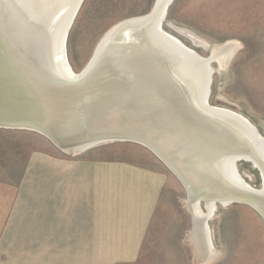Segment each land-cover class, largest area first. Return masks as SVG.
<instances>
[{"label": "bare ground", "instance_id": "6f19581e", "mask_svg": "<svg viewBox=\"0 0 264 264\" xmlns=\"http://www.w3.org/2000/svg\"><path fill=\"white\" fill-rule=\"evenodd\" d=\"M70 2L0 0V118L13 117L10 123L33 124L54 135H69L61 137L60 146L76 152L101 141H86L78 133L62 131L57 120L63 115L61 111L70 105L65 99L72 97L75 110L81 104L91 105L82 117L83 122L85 115L89 120L84 123L89 127L87 132L120 131L135 135L136 140L148 144L188 188L190 199H186V205L194 224L190 240L195 244L198 262H209L215 256V248L210 245L205 219L214 214L218 205L211 196L226 205L231 197L247 195V190L258 193L264 203V186L259 192L251 190L252 186L240 176L234 163L236 158L251 159L261 170L264 185L263 139L257 127L236 112L205 103L207 80L213 71L208 59L213 57L219 66H224L238 43L227 41L215 45L209 51L211 55L203 57L162 27L159 29L155 21L122 26L102 44L97 57L99 62L92 66L89 78L84 77V82L79 84V89L84 91L74 89L78 92L75 95V92H63L60 86L63 82L56 80L58 74L69 77L74 74L65 64L66 36L62 31ZM184 33L195 44L209 47L194 34ZM16 53L25 55L24 59L33 63V70L25 60L16 62L12 57ZM98 86L105 90L101 95H94H98L95 102L92 95L98 91ZM30 87L37 91L36 96L30 105L24 106L19 98H25L26 93L18 95L14 90L26 91ZM173 93L179 99L176 103L171 101ZM150 100L152 105L148 106ZM192 110L212 123L214 130L202 129L191 117L187 118ZM205 141L210 144L206 145ZM239 144L248 149L247 153L240 151ZM220 153L225 157L218 158ZM193 196L204 198V209ZM203 238L207 239V245L203 244Z\"/></svg>", "mask_w": 264, "mask_h": 264}, {"label": "rangeland", "instance_id": "374dc122", "mask_svg": "<svg viewBox=\"0 0 264 264\" xmlns=\"http://www.w3.org/2000/svg\"><path fill=\"white\" fill-rule=\"evenodd\" d=\"M154 1L83 0L66 38V59L73 73H80L88 64L107 30L124 19L147 14ZM161 27L203 57H209L215 45L238 43L224 66L211 62L208 103L243 116L264 137V0H173ZM184 32L194 34L209 47L195 44ZM35 151L69 154L39 133L0 128V179L18 181L29 154ZM91 151L158 170L165 176L141 253L131 264H203L198 262L190 240L192 216L176 175L137 143L110 142L78 156H89ZM237 170L250 186L260 188L259 172L249 162L239 161ZM200 205L204 209L203 202ZM207 223L215 256L204 264H264V223L249 206L218 204Z\"/></svg>", "mask_w": 264, "mask_h": 264}, {"label": "crops", "instance_id": "0c3cea01", "mask_svg": "<svg viewBox=\"0 0 264 264\" xmlns=\"http://www.w3.org/2000/svg\"><path fill=\"white\" fill-rule=\"evenodd\" d=\"M91 154L35 151L18 181L0 179V264L138 259L165 176Z\"/></svg>", "mask_w": 264, "mask_h": 264}, {"label": "water", "instance_id": "95a60500", "mask_svg": "<svg viewBox=\"0 0 264 264\" xmlns=\"http://www.w3.org/2000/svg\"><path fill=\"white\" fill-rule=\"evenodd\" d=\"M172 1L173 0H155L154 1V4L152 6V9L147 14L142 15V16L127 18V19H124V20L116 23L115 25H113L102 36V38L100 39L99 43L97 44V46H96V48L94 50V53H93L91 59L89 60L88 64L84 67V69L82 71H80V73L73 74L72 77H69L67 75H64L63 73H61V74H58L57 73L58 76H57V79L56 80H60L64 84V85H60L62 87V91L64 92L66 90L65 92H70L72 94H74V92H75V95L78 94V92L74 91V89H79V84L81 82H84L83 78L86 77V76H87L86 78H89V76H90L89 75V72L93 69L94 66L97 65L96 63L99 62L98 61L99 58H97V57L99 55V51H100V48L102 47V44L105 41L107 42L108 39L112 35H114L122 26L123 27L124 26H130V25H137L138 26V25H141V24H144V23L147 24L149 22L151 23V22L155 21V23L157 24L158 28L160 29L161 28V23L164 20L165 15H166V12H167V8L171 4ZM82 2H83V0H71L70 4L68 6V11H67L66 17H65V23H64V26L62 28V31L65 33L66 38H67L68 32L70 30V27L72 25V22H73V20H74V18L76 16L78 10L80 9V7L82 5ZM64 43H65V39H64ZM64 55H65V64L68 67V69L71 70V68H70V66L68 64V61L66 59V52H65V50H64ZM24 56L25 55H21V54H18V53L12 55L13 59H16L17 60L16 62H18V59H20L21 61L22 60H25L24 59ZM7 60L9 62L11 59L8 58ZM213 60H215L213 57H211L210 59H208L209 63L212 62ZM25 61L32 68L33 63L31 61H29V60H25ZM16 62H15V64H16ZM12 64H14V62H12ZM32 70H33V68H32ZM32 70H31V72H33L35 74V72L32 71ZM212 74H213V71L210 74V78H208V80H207V85H206V90H205V103L206 104H208V98H209V93H210V85H211V81H212V78H211ZM30 75H32V74H30ZM114 75L115 74H113V76ZM58 77H59V79H58ZM102 87H103V85H102ZM79 90L81 91L82 89H79ZM97 90L98 91H96L92 95V98H94L95 102L98 101V97L97 96L103 94V92H104L105 89L104 90H101L100 89V86H98L97 87ZM140 90H143V88H140ZM14 91L18 95H22L21 94L22 92H24V94L26 93L24 95L25 98H22V97L19 98L20 100H22L24 102V106L30 105V101L34 98V95H35L34 93L37 92V91H32L31 90V87L28 90H26V91L19 90V88H17ZM82 91H84V90H82ZM95 94H98V95L97 96H94ZM69 96H71V95L69 94ZM172 96H173V98H172L171 101H173L174 103H176V100H179V99L176 97V94L175 93H173ZM72 99H73L72 97H70V100L68 98L65 99L66 103L67 104H70V105H68L66 109H63V111H61V113L63 115L57 120V123H60L62 125L61 128H62V131L64 133H68V134H77L78 133V134H80V138H84V140H86V141H92V142H95V141H98V140L101 141V142L98 141L99 143H97L96 145L85 146V147L81 148L80 150H78L76 152H72V151L66 150V149H64V148L61 147L62 145L60 146V144H62L61 137L68 138L67 136H69V135H65V134H64V136H62V134L60 136L54 135L52 131H49L46 128H44V129L43 128H36L33 124H26V125L22 126V125H20L18 123H14V122L13 123H10L9 121H12V119H14L13 117H8V118H6L7 120H5V119L2 120L0 118V122L2 121V122H8V123H10V125H4V124L0 123V128L24 129V130H29V131H33V132L39 133L40 135L46 137L51 143H53L60 150L66 152V153L72 154V155H79L80 153H83L84 151H86V150H88V149H90V148H92L94 146H98V145L106 144V143H110V142H117V141L133 142V143L140 144V145L146 147L147 149H149L153 154H155V156L157 158L161 159L160 161H163V163L166 165V167H168V169L171 170V168L164 162V160L159 155H157L155 153V151L150 146H148V144L136 140V138H135L136 136L135 135L134 136H130V135H128V134H126L124 132H120V131H116V132H113V133L112 132H105V133L87 132V131H90V130H89V127H87L86 125H84V123L88 122L89 120L86 119V115H85V119H84V122H83L82 117H83L84 114H87V111L85 109H87L91 105L88 104V106H85V105L82 106V104H81L77 108V110H75L76 109V105H75V103L73 102ZM151 105H152V100H150V103H149L148 106H151ZM182 105H183V103H182ZM182 105H181V107H182ZM194 111L195 110L189 111V114H188L187 118L191 117L192 120L194 121V123L198 124L199 125L198 127H201L202 129H205V130H214V127L212 126L213 125L212 123H210L209 121H205L204 120L205 118L200 117V115L197 114ZM79 121H80V124H79ZM48 134L49 135H52L51 136L52 138ZM86 134L90 136L89 139H86V136H84ZM91 135H93V136H91ZM260 137H262V139H263V141H261V142H262V147L264 148V137L261 136V135H260ZM189 142H191V141H189ZM84 143L85 142H82V144H84ZM225 143H227V142H225ZM205 144L208 145V144H210V142L205 141ZM240 151H243L244 153H247L248 149L243 148V145H240ZM223 155H224L223 153H220L219 156H218V158L219 157H225ZM239 161L249 162L259 172V176H260V180H261L260 189L263 188L264 185H263L261 170L257 166H254L253 165V161L251 159L236 158L235 161H234V163L237 164ZM171 171L173 172V170H171ZM181 183L182 182L180 181V184ZM182 185H184V184H182ZM183 188H184V190H185V192L187 194L186 195L187 198H189V194H188V191H187L188 188H186L185 185L183 186ZM249 188L251 190H253L254 192H259L260 191L259 188H257L259 190H257L256 188H252V187H249ZM246 192H247L246 193L247 195H238L236 197H231L228 200V202H227L226 205L221 204L220 200L218 198H215V196H211V198H214L215 204L218 203L220 206H224V207L225 206L232 205V204H244V205H247L251 209H253L260 216L261 220L264 223V214L262 212V210L264 211V203H262L260 197L258 196V193H253V192L247 191V190H246ZM198 197L197 196H193V198L199 199L200 200L199 202H203V199L204 198L201 197V196H198ZM212 214H213V212L210 214V216H208L205 219V222L211 217ZM193 229H194V224L192 225V231L190 233V239L191 240H192L191 235L193 234ZM202 242H203L204 245H207V243H206L207 242V239H204L203 238L202 239ZM192 244L195 247V244H194L193 241H192ZM195 251H196V249H195ZM196 257L199 260L197 251H196Z\"/></svg>", "mask_w": 264, "mask_h": 264}]
</instances>
